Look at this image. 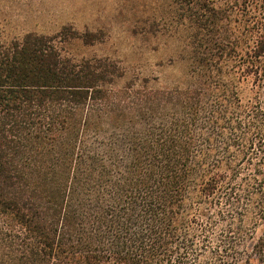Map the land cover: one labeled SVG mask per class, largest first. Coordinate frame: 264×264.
<instances>
[{
  "label": "trees",
  "instance_id": "trees-1",
  "mask_svg": "<svg viewBox=\"0 0 264 264\" xmlns=\"http://www.w3.org/2000/svg\"><path fill=\"white\" fill-rule=\"evenodd\" d=\"M168 2L172 88L0 34V264H264V0Z\"/></svg>",
  "mask_w": 264,
  "mask_h": 264
},
{
  "label": "rangeland",
  "instance_id": "rangeland-1",
  "mask_svg": "<svg viewBox=\"0 0 264 264\" xmlns=\"http://www.w3.org/2000/svg\"><path fill=\"white\" fill-rule=\"evenodd\" d=\"M168 5V0H0V34L5 39L29 32L51 35L63 26L99 32L102 42L74 51L119 62L126 75L118 86L148 78L157 80L153 86L172 88L185 80L187 66L175 55L177 42L159 24ZM152 24L153 32L164 36L142 35Z\"/></svg>",
  "mask_w": 264,
  "mask_h": 264
}]
</instances>
